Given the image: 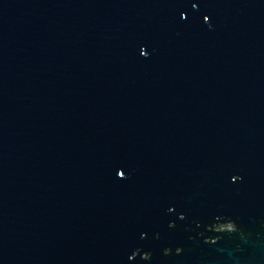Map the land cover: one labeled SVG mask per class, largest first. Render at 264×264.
Masks as SVG:
<instances>
[{
    "label": "water",
    "instance_id": "95a60500",
    "mask_svg": "<svg viewBox=\"0 0 264 264\" xmlns=\"http://www.w3.org/2000/svg\"><path fill=\"white\" fill-rule=\"evenodd\" d=\"M263 222L264 0H0V264H264Z\"/></svg>",
    "mask_w": 264,
    "mask_h": 264
},
{
    "label": "flooded vegetation",
    "instance_id": "af4514ba",
    "mask_svg": "<svg viewBox=\"0 0 264 264\" xmlns=\"http://www.w3.org/2000/svg\"><path fill=\"white\" fill-rule=\"evenodd\" d=\"M232 178H236V176H233ZM229 224H231V221L230 220H228L227 222H224V225H221V223L219 222L218 223V225H217V227L216 228H213V231H217L218 229H219V231H221L222 229L223 230H230V229H232V226H230ZM263 225H264V222H263ZM213 241V239L212 238H210L209 239V242H212ZM144 255H142V257H143Z\"/></svg>",
    "mask_w": 264,
    "mask_h": 264
}]
</instances>
